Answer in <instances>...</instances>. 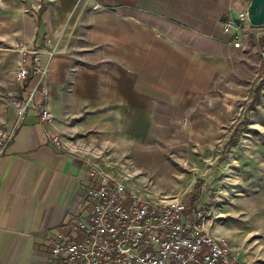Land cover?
I'll use <instances>...</instances> for the list:
<instances>
[{
  "label": "rangeland",
  "instance_id": "374dc122",
  "mask_svg": "<svg viewBox=\"0 0 264 264\" xmlns=\"http://www.w3.org/2000/svg\"><path fill=\"white\" fill-rule=\"evenodd\" d=\"M36 9L30 0H0V37L5 39H0V50L28 54L23 36L30 33L29 19L33 11L39 14ZM152 13V33L158 40L148 42L147 51L128 57L134 55L122 41L128 39V21H119V33L117 22L107 20L105 37L113 28L117 40L104 42L106 55L122 44L123 60L140 72L151 111L138 110L135 125L122 127H129V137L104 140L94 151L76 154L92 159L103 173L139 195L182 196L187 205L193 194L196 200L189 208L210 211V230L228 239L233 255L243 264H264V47L259 46L260 41L264 45V29L224 10L214 11L207 21L202 18L193 33L182 27L181 21L190 19L183 12L179 23L169 19L168 27L157 25L158 11ZM226 20L237 26L238 47L222 30ZM141 21L137 29L144 38ZM64 28L39 24L48 55L55 49L52 39L59 40ZM16 33L18 39L13 38ZM162 33L179 41L165 42Z\"/></svg>",
  "mask_w": 264,
  "mask_h": 264
},
{
  "label": "crops",
  "instance_id": "0c3cea01",
  "mask_svg": "<svg viewBox=\"0 0 264 264\" xmlns=\"http://www.w3.org/2000/svg\"><path fill=\"white\" fill-rule=\"evenodd\" d=\"M245 4L244 0H30L39 14L33 11L30 33L23 36L28 54L22 57L14 50H0V130L10 136L0 154V264H64L50 255L51 242L58 232H68L69 221L88 215L86 192L94 183L85 159L76 152L94 151L104 140L129 137V127H122L135 125L138 110L151 111L140 72L123 60L122 44L106 55L104 42L117 40L113 28L111 36L105 37L107 20L117 22L119 33V21H128V39L122 41L128 42L126 48L134 54L128 57L133 58L138 51H147L148 42L158 40L152 33V11H158L157 25L164 27L169 19L179 23L183 12L190 19L181 21L182 27L195 33V26L202 18L209 20L214 11L236 14ZM140 19L144 38L137 29ZM16 22L17 16L11 24ZM41 23L65 27L59 40L51 38L56 45L50 55L41 44ZM176 32L188 34L185 29ZM162 36L165 42L179 41ZM33 52L45 68L44 75L31 72ZM107 57L113 60L107 62ZM21 64L29 70L24 79L16 80ZM29 94L24 116L16 121V104ZM12 96L15 103L10 102ZM42 106L49 122L39 119ZM54 135L67 147H55L50 140Z\"/></svg>",
  "mask_w": 264,
  "mask_h": 264
},
{
  "label": "built area",
  "instance_id": "2783aa9c",
  "mask_svg": "<svg viewBox=\"0 0 264 264\" xmlns=\"http://www.w3.org/2000/svg\"><path fill=\"white\" fill-rule=\"evenodd\" d=\"M246 7L236 10L238 20L246 19ZM234 47L240 44L237 26L231 20L222 23ZM31 72L45 74L32 53ZM264 59V52H261ZM29 66H18L15 79L21 80ZM43 94L46 91L42 90ZM14 96L10 98L15 103ZM31 94L16 104V121L23 118ZM39 119L49 122L45 107ZM10 136L0 130V154ZM55 147L67 144L58 135L50 138ZM93 186L86 192L88 215L67 223L68 232H58L50 246V255L64 264H243L233 255L228 239L213 233L207 215L200 206L187 211L184 198L139 195L103 173L92 159L84 158Z\"/></svg>",
  "mask_w": 264,
  "mask_h": 264
},
{
  "label": "water",
  "instance_id": "95a60500",
  "mask_svg": "<svg viewBox=\"0 0 264 264\" xmlns=\"http://www.w3.org/2000/svg\"><path fill=\"white\" fill-rule=\"evenodd\" d=\"M245 11L249 25H264V0H248Z\"/></svg>",
  "mask_w": 264,
  "mask_h": 264
},
{
  "label": "trees",
  "instance_id": "16d2710c",
  "mask_svg": "<svg viewBox=\"0 0 264 264\" xmlns=\"http://www.w3.org/2000/svg\"><path fill=\"white\" fill-rule=\"evenodd\" d=\"M259 46L264 47L262 41H260ZM197 187H198V182H195V183L193 184L192 189L190 190V192L193 193V191H195V190L197 189ZM195 200H196V196L194 197L193 194H191V198H190L189 201H191V202L193 201V202H194ZM191 202L187 203L188 206L186 205L187 211H189V212L191 211V209L189 208ZM185 203H186V202H185Z\"/></svg>",
  "mask_w": 264,
  "mask_h": 264
}]
</instances>
